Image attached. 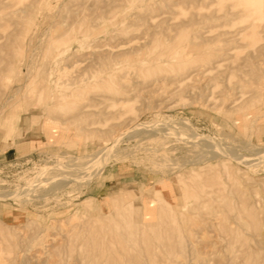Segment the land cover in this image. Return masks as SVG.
I'll list each match as a JSON object with an SVG mask.
<instances>
[{
    "label": "rangeland",
    "instance_id": "374dc122",
    "mask_svg": "<svg viewBox=\"0 0 264 264\" xmlns=\"http://www.w3.org/2000/svg\"><path fill=\"white\" fill-rule=\"evenodd\" d=\"M0 264H264V0H0Z\"/></svg>",
    "mask_w": 264,
    "mask_h": 264
},
{
    "label": "bare ground",
    "instance_id": "6f19581e",
    "mask_svg": "<svg viewBox=\"0 0 264 264\" xmlns=\"http://www.w3.org/2000/svg\"><path fill=\"white\" fill-rule=\"evenodd\" d=\"M122 202V201H121ZM113 203V202H112Z\"/></svg>",
    "mask_w": 264,
    "mask_h": 264
}]
</instances>
